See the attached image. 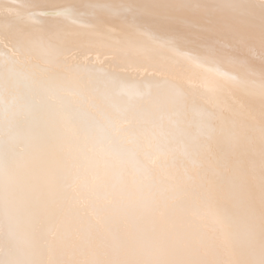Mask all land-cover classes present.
I'll return each mask as SVG.
<instances>
[{
  "label": "snow or ice",
  "instance_id": "1",
  "mask_svg": "<svg viewBox=\"0 0 264 264\" xmlns=\"http://www.w3.org/2000/svg\"><path fill=\"white\" fill-rule=\"evenodd\" d=\"M0 264H264V0H0Z\"/></svg>",
  "mask_w": 264,
  "mask_h": 264
}]
</instances>
